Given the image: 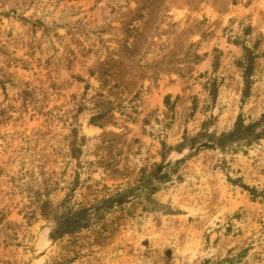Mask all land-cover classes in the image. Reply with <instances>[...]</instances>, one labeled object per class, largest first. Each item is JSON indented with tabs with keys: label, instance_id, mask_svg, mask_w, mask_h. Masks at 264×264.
<instances>
[{
	"label": "rangeland",
	"instance_id": "rangeland-1",
	"mask_svg": "<svg viewBox=\"0 0 264 264\" xmlns=\"http://www.w3.org/2000/svg\"><path fill=\"white\" fill-rule=\"evenodd\" d=\"M263 114L264 0H0V264H264V136L181 146ZM167 163L88 230L32 214L40 170L76 209Z\"/></svg>",
	"mask_w": 264,
	"mask_h": 264
},
{
	"label": "trees",
	"instance_id": "trees-1",
	"mask_svg": "<svg viewBox=\"0 0 264 264\" xmlns=\"http://www.w3.org/2000/svg\"><path fill=\"white\" fill-rule=\"evenodd\" d=\"M254 58L255 56L252 50L244 48L243 58L238 62V67L241 69L243 77V95H246L249 91ZM214 93L215 89H213V91L210 90L211 97H214ZM165 105L168 108L169 104L165 103ZM257 128H261L259 132H257ZM72 131L74 132V130ZM263 136L264 114L257 123L244 125L242 121H237L231 132L217 136L210 134L203 129L201 133L192 139L184 138L181 146L182 148L184 146H191L194 148L197 145L201 148L216 147L218 150L224 151L236 145H250ZM198 138H201L200 144L195 143ZM72 144H74V142ZM76 151L79 152V148L71 150L73 159H78ZM168 166L169 163L165 165L154 164L149 173H146L145 170L142 169L134 184L117 188L114 191L103 186L101 191L104 192V195L101 198L95 199L87 206H79L76 209L69 205L71 198H69L68 195L61 200L57 207H52L49 195L50 191H54V186L51 183L50 177L45 176L40 170L38 175H36L39 176V181L37 177H33L34 175L29 179L36 183V187L38 188V191L28 197L30 204L33 206L32 214H35L36 211H38L41 218L53 222V228L49 233V238L53 241H57L66 235H73L88 230L94 226L97 221L101 220L109 211L121 207L131 200H139L142 196L148 198V196L156 193L159 189V185L168 181L169 175L168 172H166ZM78 183L79 179L76 177L72 183L73 187L70 188V192L74 191V188ZM40 189L45 192L44 197H42Z\"/></svg>",
	"mask_w": 264,
	"mask_h": 264
}]
</instances>
